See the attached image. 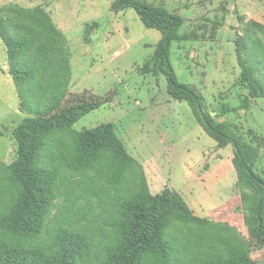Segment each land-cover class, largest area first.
I'll return each instance as SVG.
<instances>
[{"label":"rangeland","instance_id":"1","mask_svg":"<svg viewBox=\"0 0 264 264\" xmlns=\"http://www.w3.org/2000/svg\"><path fill=\"white\" fill-rule=\"evenodd\" d=\"M16 1L26 4V0ZM145 1L184 18L180 33L187 39L171 48L177 81L198 91L206 111L216 113L218 122L230 125L258 150L254 171L264 177V99L250 98L249 106L240 108L249 92L241 84L238 59L240 53L247 65L257 68L255 77L264 82V54L259 50L264 45V0ZM75 4L77 23H68L67 33L71 46L64 35L66 42L59 41L55 49L63 47L70 55L74 90L99 97L113 95V100L83 117L73 129L112 123L129 155L141 165L152 194L169 186L184 197L196 217L209 224L202 233L182 225L171 231L183 264H205L214 254L213 246L225 253L228 244L248 243L233 147L217 146L188 103L169 96L163 75L141 71L162 34L148 29L134 9L115 13L110 0H77ZM94 23L98 27L92 28L86 42L85 29ZM9 69L2 71L9 75ZM8 96L9 91L0 90V206L10 187L8 168L17 158L14 132L26 117L14 112ZM234 108L238 110L226 111ZM115 177L112 167L102 162L87 171L71 172L67 183L73 182L72 192L81 196V202L61 224L93 229L106 225L122 189L118 187L122 182H113ZM64 202L63 196L57 207ZM252 259L264 264V249L254 248Z\"/></svg>","mask_w":264,"mask_h":264},{"label":"trees","instance_id":"2","mask_svg":"<svg viewBox=\"0 0 264 264\" xmlns=\"http://www.w3.org/2000/svg\"><path fill=\"white\" fill-rule=\"evenodd\" d=\"M130 8L148 29L162 34L142 73L163 75L169 96L188 103L219 148L234 149L249 242L228 244L225 253L210 247L214 254L205 264H256L254 248L264 249V177L254 171L259 152L230 125L218 122L216 113L206 111L198 91L177 81L171 48L187 39L180 33L184 18L145 0L112 3L115 13ZM94 26L98 23L86 27V42ZM0 39L6 47L9 74L19 88L21 109L27 114L14 132L17 158L8 168L10 187L0 206V264H183L171 231L182 225L202 233L209 224L194 215L179 192L166 187L152 194L141 165L129 155L112 123L73 129L83 117L110 103L113 95L69 92L70 55L63 47L55 49L67 39L47 9L0 6ZM259 50L264 54V45ZM238 59L241 84L249 92L240 108L246 109L250 98L264 99V82L255 77L257 68L247 65L240 53ZM98 162L112 167L114 183L122 182L114 215L95 229L61 224L81 202V196L72 192L73 182L67 183L70 173L87 171ZM63 196L65 202L59 208L57 202Z\"/></svg>","mask_w":264,"mask_h":264},{"label":"crops","instance_id":"3","mask_svg":"<svg viewBox=\"0 0 264 264\" xmlns=\"http://www.w3.org/2000/svg\"><path fill=\"white\" fill-rule=\"evenodd\" d=\"M76 1L77 0H26V4L23 5L17 2L16 0H0V6L7 4H18L24 8H35L40 6L45 7L47 9V12L50 14L54 24L67 37L71 46L70 39L67 35V33H69L70 31V29L68 28V23H70V26L75 25L77 23V18L75 14L78 10V7L75 4ZM113 1L114 0H110L111 10ZM54 3H56V5ZM70 65L72 66V62L70 63ZM8 67L9 64L7 61L6 47L0 39V90L2 89V91H9L8 102L12 104L14 112L16 114H25L27 117V114L21 109V97L19 88L17 87L14 79L11 78L12 76L10 74L9 76L8 73L5 75V72L2 71L3 69ZM71 70L72 78L68 87L69 92L74 94L87 91L74 90V85L76 86V81L74 79L73 66L71 67Z\"/></svg>","mask_w":264,"mask_h":264}]
</instances>
